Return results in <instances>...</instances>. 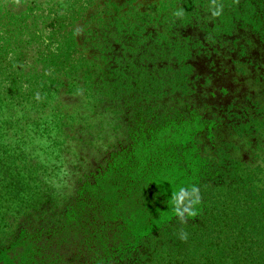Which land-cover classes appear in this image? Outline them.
<instances>
[{
	"label": "trees",
	"instance_id": "1",
	"mask_svg": "<svg viewBox=\"0 0 264 264\" xmlns=\"http://www.w3.org/2000/svg\"><path fill=\"white\" fill-rule=\"evenodd\" d=\"M238 28L264 0H0V264H264V118L188 100Z\"/></svg>",
	"mask_w": 264,
	"mask_h": 264
},
{
	"label": "rangeland",
	"instance_id": "2",
	"mask_svg": "<svg viewBox=\"0 0 264 264\" xmlns=\"http://www.w3.org/2000/svg\"><path fill=\"white\" fill-rule=\"evenodd\" d=\"M228 39V43H214L215 50L195 52L190 57L194 70L190 76L193 91L188 100L198 104L212 102L217 107L230 102L246 104L243 106L246 111L264 118V43L245 28L236 29ZM62 99L69 105L82 100L79 94H65ZM222 136L234 142L233 152L237 156L244 159L253 156L254 145L249 139L232 137L226 128ZM95 155L80 147L77 157L83 156L84 164L91 165L98 156Z\"/></svg>",
	"mask_w": 264,
	"mask_h": 264
}]
</instances>
